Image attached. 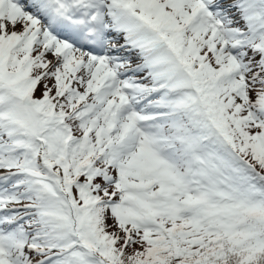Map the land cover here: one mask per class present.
<instances>
[{"label": "snow or ice", "instance_id": "obj_1", "mask_svg": "<svg viewBox=\"0 0 264 264\" xmlns=\"http://www.w3.org/2000/svg\"><path fill=\"white\" fill-rule=\"evenodd\" d=\"M0 264H264V0H0Z\"/></svg>", "mask_w": 264, "mask_h": 264}]
</instances>
